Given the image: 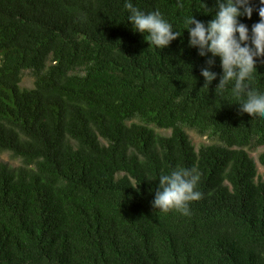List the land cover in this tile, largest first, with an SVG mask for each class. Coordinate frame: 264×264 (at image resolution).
I'll return each instance as SVG.
<instances>
[{
  "label": "trees",
  "instance_id": "obj_1",
  "mask_svg": "<svg viewBox=\"0 0 264 264\" xmlns=\"http://www.w3.org/2000/svg\"><path fill=\"white\" fill-rule=\"evenodd\" d=\"M131 2L182 36L151 45L126 0H0V264H264V116L215 93L219 58L203 88L183 32L215 0ZM254 68L264 88V54ZM176 167L200 175L188 216L152 207Z\"/></svg>",
  "mask_w": 264,
  "mask_h": 264
},
{
  "label": "clouds",
  "instance_id": "obj_2",
  "mask_svg": "<svg viewBox=\"0 0 264 264\" xmlns=\"http://www.w3.org/2000/svg\"><path fill=\"white\" fill-rule=\"evenodd\" d=\"M128 21L132 30L142 34L151 45L162 50L183 33L175 30L158 10L142 11L126 0ZM259 14L251 26L241 22V17L251 18L253 8ZM212 14L207 23L189 15L184 18V30L188 33V45L198 51L200 57H208L206 66L200 70L204 79L203 88L217 79L212 70L219 58L221 74L217 91H230L239 109L264 116V88L251 86L254 64L257 57L264 54V0H215ZM231 85L230 88L228 86ZM154 192L152 207L163 212L176 211L184 216L191 214L190 204L202 198L198 190L200 175L195 168L176 167L170 172L160 174Z\"/></svg>",
  "mask_w": 264,
  "mask_h": 264
},
{
  "label": "rangeland",
  "instance_id": "obj_3",
  "mask_svg": "<svg viewBox=\"0 0 264 264\" xmlns=\"http://www.w3.org/2000/svg\"><path fill=\"white\" fill-rule=\"evenodd\" d=\"M21 86L28 87V88L33 86V77L29 73H26V75L24 76V80L21 83ZM159 132L164 135L170 134L169 131H164V130H159ZM189 134H190L191 141L197 150L202 145L210 143L209 139H207L206 137H201L193 131H190ZM263 152H264V147H261L257 150L250 151V154L257 164L258 176L264 179V166H262L259 162V156ZM1 158L10 164H13V165L17 164V162L13 160L8 153L3 154Z\"/></svg>",
  "mask_w": 264,
  "mask_h": 264
}]
</instances>
